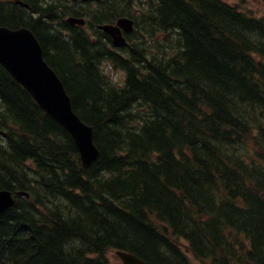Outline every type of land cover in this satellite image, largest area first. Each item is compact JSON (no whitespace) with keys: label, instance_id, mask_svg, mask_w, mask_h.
<instances>
[{"label":"trees","instance_id":"trees-1","mask_svg":"<svg viewBox=\"0 0 264 264\" xmlns=\"http://www.w3.org/2000/svg\"><path fill=\"white\" fill-rule=\"evenodd\" d=\"M25 1L31 12L0 0V26L35 33L101 156L84 168L0 65V191L31 195L0 215V264H111L116 250L264 264V21L223 0H100L93 19L138 30L121 51L106 36L101 53L56 33L51 3ZM104 60L123 85L96 68Z\"/></svg>","mask_w":264,"mask_h":264},{"label":"water","instance_id":"water-1","mask_svg":"<svg viewBox=\"0 0 264 264\" xmlns=\"http://www.w3.org/2000/svg\"><path fill=\"white\" fill-rule=\"evenodd\" d=\"M68 22L84 25L83 19L71 18ZM120 28L132 31L133 21L123 18L116 26H101L113 37L116 46H125L126 39ZM0 63L28 90L40 107L70 133L84 166L90 167L96 162L100 152L94 143L93 128L74 112L71 98L62 81L45 62L42 48L30 30L0 28ZM14 203L12 192L0 191V215ZM117 256L123 264H148L128 252L118 251Z\"/></svg>","mask_w":264,"mask_h":264},{"label":"rangeland","instance_id":"rangeland-1","mask_svg":"<svg viewBox=\"0 0 264 264\" xmlns=\"http://www.w3.org/2000/svg\"><path fill=\"white\" fill-rule=\"evenodd\" d=\"M48 1H50V2H47L46 4L51 3L53 5L54 1L55 2L63 1L62 4L64 6H66L68 4V1H66V0H48ZM223 1H225L226 3H229V4L239 5L243 9L244 12L248 13L252 17L264 18V0H223ZM81 7H83L85 9L87 6H81ZM77 10H80V9H75L74 12H76ZM52 13L53 14L61 13L60 10L58 9V5L54 6V10L52 11ZM103 70L110 77L111 82H113L117 85L122 84V82H123V73L122 72H120L119 70H117L114 67H110V65H108L107 63L103 64ZM188 256L191 258L190 254ZM109 258H110L111 264L117 263L119 260L114 252L109 253Z\"/></svg>","mask_w":264,"mask_h":264},{"label":"bare ground","instance_id":"bare-ground-1","mask_svg":"<svg viewBox=\"0 0 264 264\" xmlns=\"http://www.w3.org/2000/svg\"><path fill=\"white\" fill-rule=\"evenodd\" d=\"M54 129V128H53Z\"/></svg>","mask_w":264,"mask_h":264}]
</instances>
